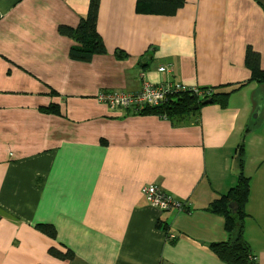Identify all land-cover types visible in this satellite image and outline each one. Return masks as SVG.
<instances>
[{"label":"crops","instance_id":"obj_1","mask_svg":"<svg viewBox=\"0 0 264 264\" xmlns=\"http://www.w3.org/2000/svg\"><path fill=\"white\" fill-rule=\"evenodd\" d=\"M88 3L0 0V55L53 90L32 103L0 91V264H226L209 248L227 239L224 217L208 207L237 184L242 159L244 237L264 264V83L234 91L227 108L208 104L175 120L99 99L133 98L145 82H247V46L264 69V0H186L170 16L138 13L136 0H101L106 52L72 59L77 41L59 26L75 27ZM49 105L58 112L42 109ZM150 183L186 209L153 208L142 191ZM36 223L54 224L57 238ZM60 243L72 259L48 254Z\"/></svg>","mask_w":264,"mask_h":264},{"label":"trees","instance_id":"obj_2","mask_svg":"<svg viewBox=\"0 0 264 264\" xmlns=\"http://www.w3.org/2000/svg\"><path fill=\"white\" fill-rule=\"evenodd\" d=\"M101 0H89L88 9L79 23L73 27L70 25H60L61 34L72 37L77 41L70 48V57L72 59L89 61L95 55L106 52V45L98 29V13ZM186 0H136L135 9L138 13L154 15H174L182 8ZM118 56H125L126 53L120 48L116 49ZM124 53V54H123ZM245 64L251 72V78L245 83H239L232 88L231 85L224 84L219 86H200L197 89H185L172 92L168 100L157 107H148L140 114H159L169 119H180L185 115H198L200 109L208 104H216L221 108H227L230 95L245 85L255 81L264 83V69L260 65L261 57L251 46L245 50ZM179 84L180 82H173ZM229 88V89H228ZM207 101V102H205ZM199 104L197 109L192 107ZM47 112H58L56 105H49L45 108ZM239 154L243 146H238ZM243 159L240 161V176L237 184L221 194L208 207V209L224 217V229L227 234L225 241L212 242L209 248L214 255L226 264H258L255 256L252 254L251 247L244 237V218L247 216L245 207L250 194V178L243 173ZM236 204L235 211L230 207L231 203ZM1 219V216H0ZM35 229L48 236L57 238V229L51 223H36ZM60 246H50L48 254L60 261L72 259L74 252L60 243ZM62 247V248H61ZM42 264V263H38Z\"/></svg>","mask_w":264,"mask_h":264},{"label":"built area","instance_id":"obj_3","mask_svg":"<svg viewBox=\"0 0 264 264\" xmlns=\"http://www.w3.org/2000/svg\"><path fill=\"white\" fill-rule=\"evenodd\" d=\"M165 70H167L165 66H160V72ZM185 89H189V87L183 85L182 83L176 84L171 82L154 86L145 82L142 91L137 92L133 98L130 95H122L116 92L103 93L100 98L107 101L111 106L123 105L125 107H132L133 110H144L148 107H157L160 104H163L168 100V97L172 92L176 91L178 93L179 91ZM192 89L195 90L197 87H193ZM142 191L153 208L160 210H167L172 207L179 210L186 209V204L183 201L175 199L171 194L166 192L156 183L147 184L143 187ZM171 237L174 238V235Z\"/></svg>","mask_w":264,"mask_h":264},{"label":"rangeland","instance_id":"obj_4","mask_svg":"<svg viewBox=\"0 0 264 264\" xmlns=\"http://www.w3.org/2000/svg\"><path fill=\"white\" fill-rule=\"evenodd\" d=\"M35 75L36 74L32 72H27L25 70H22L18 66L14 65L11 59L3 55H0V91H3L6 87H7L6 91L17 90L18 92L14 93L15 95H20V96L29 95L30 102L32 103L33 101L36 100L35 97L39 95L38 94L39 91H41L42 89H46V91H48L50 89V87L47 86L46 82L43 79H41V81H38L37 76ZM50 92L52 93L53 90H51ZM50 92L48 91L46 96L49 95ZM8 95H11V93H8ZM42 96L44 97V94L41 95V97ZM99 99L105 102L106 104H108L107 101L102 100L101 98ZM197 105L199 107V104ZM45 108L42 109L45 111ZM197 108H193V109H197ZM240 144L242 145V142L239 143V145ZM146 185L147 184H145L144 186Z\"/></svg>","mask_w":264,"mask_h":264},{"label":"water","instance_id":"obj_5","mask_svg":"<svg viewBox=\"0 0 264 264\" xmlns=\"http://www.w3.org/2000/svg\"><path fill=\"white\" fill-rule=\"evenodd\" d=\"M205 102H207V101H205ZM197 107H198V105L193 106V108H197ZM230 207L232 208V210L235 211V209H236V204L233 202V203L230 204Z\"/></svg>","mask_w":264,"mask_h":264}]
</instances>
